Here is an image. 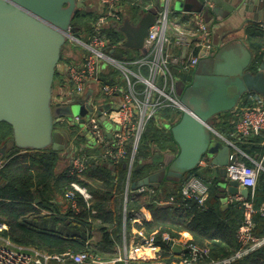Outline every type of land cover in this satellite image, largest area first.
Listing matches in <instances>:
<instances>
[{
	"label": "water",
	"instance_id": "1",
	"mask_svg": "<svg viewBox=\"0 0 264 264\" xmlns=\"http://www.w3.org/2000/svg\"><path fill=\"white\" fill-rule=\"evenodd\" d=\"M149 1L136 20L127 18L120 26L126 35L125 47L146 51L145 40L159 11L168 10L179 17L196 9L206 12L214 52L202 54L188 84L181 81L176 85L184 109L180 119L167 127L176 150L156 151L147 160L153 171L133 182L132 188L179 180L204 157L219 167L225 178V167L238 161L239 155L230 145L212 138L213 120L235 111L249 93L264 95V56L258 62L238 34L249 32L253 24L264 20V0ZM81 9L92 10L86 0H0V123L12 128L11 137L0 147L6 157L21 150L49 147L73 153L74 145L56 125L64 118L71 119L77 108L82 112L81 105L55 102L54 82L64 46L77 36L72 20ZM235 23L239 26L232 27ZM113 54L124 56L118 51ZM109 109L110 104L104 106V110ZM100 120H106L102 113ZM220 188L223 197L228 193L250 198V189L237 180L224 179ZM166 244L176 254L185 250L174 240Z\"/></svg>",
	"mask_w": 264,
	"mask_h": 264
},
{
	"label": "built area",
	"instance_id": "2",
	"mask_svg": "<svg viewBox=\"0 0 264 264\" xmlns=\"http://www.w3.org/2000/svg\"><path fill=\"white\" fill-rule=\"evenodd\" d=\"M143 0L126 2L124 0H86L90 9L96 12L93 34L72 39L79 43L82 53L79 62L65 67L70 85L61 86L55 102H77L86 106L89 119L75 115V123L84 124L87 128L81 132L88 140L91 133L96 143L95 148L104 158L115 162L128 158V182L123 193L125 203L123 210L124 225H136V237L131 249L128 248L126 260H134L137 264H144L147 259L157 257L158 248L155 234H146L144 224L149 221L150 215L144 209H127V202L132 194L143 195L152 193L148 186L132 188L130 182L131 172L135 162L142 135L147 125L165 108H177L183 112L180 99L177 98L176 85L193 75L198 67L201 56L196 52L200 50L204 55L214 52L213 30L206 23L200 13L195 16V31L181 28L172 23L168 10L159 11L156 22L150 27L148 37L145 40V52L141 51L140 57L131 56L133 49L126 53L125 41H114L108 36L110 28L120 29L130 9ZM147 7V6H146ZM145 7V8H146ZM136 20L135 17L132 18ZM125 49V50H124ZM123 52V58L114 56L113 52ZM133 53V54H132ZM112 69L116 70L115 82H104L102 76H108L111 81ZM91 92V93H90ZM110 104L109 110L104 106ZM91 107L89 110L88 107ZM109 119L115 129L108 130L105 122L100 120V114ZM163 121L166 130L177 120L157 118ZM82 120H84L82 122ZM233 136L251 138L260 136L264 132V96L259 97L258 103L253 107H245L237 112ZM214 134L221 137L228 145L235 148L237 153L253 161L254 166L247 165L238 160L229 163L226 168V180H237L250 189V197L254 196L260 171H264L261 162L252 160L236 144V142L223 137L213 126ZM86 147L89 144H81L77 153L72 156L68 176L71 178L64 193L65 200L70 202V207L75 213L80 212V206L76 199L79 193L87 206L92 203L93 196L88 188L81 183L87 180V159L95 158L86 155ZM91 148V147H90ZM209 159L204 157L202 166L209 164ZM183 200H194L201 207H206L209 197V186L198 177L190 178L182 187ZM226 204L239 205L244 210V218L238 227L237 238L241 248L233 255L222 259H209L210 249L191 242H182L172 238L168 233H163L165 243L174 240L185 245L179 264H233L251 252L264 249V236L255 235L256 221L254 215L258 212L264 215V207L256 209L253 203L240 194H226ZM158 204L169 206L175 204V198L160 199ZM182 204L179 203L178 206ZM7 228L0 221V264H48L52 260L61 263L73 264L100 262L98 254L90 251L74 252L67 250L60 254H51L32 245L15 243L9 237L2 234Z\"/></svg>",
	"mask_w": 264,
	"mask_h": 264
},
{
	"label": "trees",
	"instance_id": "3",
	"mask_svg": "<svg viewBox=\"0 0 264 264\" xmlns=\"http://www.w3.org/2000/svg\"><path fill=\"white\" fill-rule=\"evenodd\" d=\"M126 2H136V0H124ZM150 4L149 0H143L140 4L133 6L137 11L136 18L139 17L143 8ZM97 14L93 10H79L73 20L72 26L77 29V36H87L93 34L94 22ZM135 19V18H134ZM108 36L114 41H122L126 38L121 29L110 28ZM66 46V44H65ZM64 46V49H65ZM249 46L256 51V60L261 62L264 56V33H252L249 36ZM126 49V50H125ZM126 53L129 48L125 47ZM134 50L132 57H140L141 51ZM64 52V50H63ZM63 52L60 62H63ZM64 65L58 66L54 91L57 87L70 85L64 73L65 67L76 64L72 59H64ZM114 78L108 80V76L103 75L102 81L115 82L119 73L112 69ZM190 81V77L186 78ZM55 94V93H54ZM57 95V94H56ZM257 93L247 94L241 101L239 107L233 112L219 114L213 120V127L220 133L231 135L234 132L236 114L245 107H253L258 103ZM183 112L177 108H165L160 111V116H156L144 131L138 150L135 156L134 166L130 176L131 184L138 182L150 174L154 166L147 162L156 151H175L170 131L163 127L161 121L157 118L169 119L171 121L179 120ZM62 119L56 125L67 137L68 143L74 145L73 154L77 153L78 147L86 139V136L77 129H73V122L66 126ZM12 128L6 123H0V147L11 137ZM212 138L221 140L220 137L212 133ZM258 137L239 138L234 137V141L239 148L253 158L259 157L256 153L264 155V147L253 146ZM222 141V140H221ZM176 145V144H175ZM253 146V148H252ZM63 150H54L52 147L34 151L31 156L25 157V154H15L10 157H2L0 167V221L4 222L8 229L2 234L9 237L15 243L32 245L45 250L51 254H60L67 250L74 252L90 251L97 254L98 249L105 252H111L113 247V236L118 237L123 226V209L125 206L123 193L128 182V158L120 161H113L104 158L99 150L86 148V155L95 158L87 159V180L81 181L91 192L93 199L90 206L84 202L83 197L76 193V199L80 206V212L75 213L70 202L65 200L64 193L70 181L68 171L70 165L65 169L59 170L62 161L61 152ZM72 154V156H73ZM4 156V155H3ZM256 156V157H255ZM240 160L249 166L254 163L240 154ZM143 164V166H140ZM192 177H198L209 186V197L206 207H201L194 200H183L181 190L184 184ZM226 180L220 171L210 174L208 168L199 165L197 168L187 172L181 179L174 181H163L158 187L150 185L152 193L143 195L133 193L127 202V209L147 208L150 210L154 219L146 222L144 226L151 224L152 230L158 228L156 239L161 246V258L169 264L168 259L171 250L163 241V233H168L172 238L179 239L182 233L188 232L192 236L189 242L210 249L209 259H222L233 255L241 248L237 238V230L244 218V210L239 205L224 204V191L220 188L222 180ZM175 198V204L162 206L158 204L160 199ZM64 198V202H62ZM249 200L256 209L264 207V171H260L258 184L253 197ZM61 201V203H60ZM181 203V206H178ZM178 206V207H177ZM65 210H61V209ZM48 211V214H42V211ZM65 211V212H62ZM66 219L62 220L61 217ZM41 218L42 221L53 220L55 223H63L64 230L48 229L36 225V221ZM99 219L105 223H111L113 229L101 228L103 237L101 246L89 243L94 230V221ZM256 221L255 235L264 236V215L257 213L254 215ZM130 224L127 225L129 227ZM143 226V227H144ZM130 228V227H129ZM176 264H179L180 257L174 258ZM233 264H264V249H258L250 254L237 259Z\"/></svg>",
	"mask_w": 264,
	"mask_h": 264
},
{
	"label": "crops",
	"instance_id": "4",
	"mask_svg": "<svg viewBox=\"0 0 264 264\" xmlns=\"http://www.w3.org/2000/svg\"><path fill=\"white\" fill-rule=\"evenodd\" d=\"M197 13H200V16L202 17V19L206 23H208V18L206 16V12L204 10L203 11H198L196 9H192L188 13H185L183 15H180L179 17H175V16L170 15V19H171L172 23L174 22V23L178 24L181 28H185L186 30L195 31V28H196V26H195V18L196 17L195 16L197 15ZM252 15H254V12L252 13ZM228 26H230V24H228ZM231 26L232 27L233 26H239V24L238 23H235L233 25L231 24ZM252 33H255V34H262V33H264V20L257 21V23L253 24L249 32H246V33L239 32L238 33L241 36V39L243 40V42H245L250 49H251V47L249 46V36ZM196 52L200 56H202V54H204V53H201L200 50H196ZM253 52L256 55V51H253ZM64 73H65V71H64ZM62 76L66 77V79L68 80V75L67 76L66 75H62ZM262 96H264V95H259L258 97H262ZM221 135L223 137L229 139V140L234 141L233 133H231L230 136L229 135H226V134L225 135L224 134H221ZM257 137H258L259 140L253 146L264 147V132L260 136H257ZM239 138H241V137H239ZM221 140H222L223 143L227 144L226 141H224L223 139H221ZM237 146L239 147L238 144H237ZM253 146H252V148H253ZM231 148H232V151L234 153H237V151H236L235 148H233V147H231ZM34 151L35 150H30V149L29 150H21L18 154H25V157H27V156L29 157V156L32 155V153ZM245 154L247 156H249L247 153H245ZM238 155H239V159L238 160H240V154L238 153ZM256 155L259 156V157H256V156L255 157L256 158H259V159H256L255 160V158H253L252 156H249V157L252 160H254V161H258V162H261L262 161V164L264 166V155H260L259 153H256ZM0 157H1V154H0ZM64 158H65V156L64 157L62 156V161H64ZM1 163H2V161H1V158H0V165H1ZM202 167L203 168H208V171L210 172V174H214L216 171H219L220 170L219 167L212 166V165H210V163L207 164V165H205V166H202ZM62 202H64V200H62ZM60 203H61V201H60ZM224 204H226L225 201H224ZM65 209L62 208L61 210H65ZM141 209L147 210L149 212L150 219H149L148 222H151L152 223V221L154 219V216L152 215V213L150 212V210H148L147 208H141ZM62 212H65V211H62ZM48 213L49 212L46 211V210L42 211V214H48ZM62 217H65V216H62ZM62 217H61V219H62ZM62 220H64V219H62ZM94 222H95L94 223V230L91 232L92 233V237L89 239V243H91V242L94 243V244L97 243L99 247H102L101 246V240H102V237H103V230H101V228L106 227V228H109V230H112L113 229L112 228L113 225L111 223L102 222L99 219H95ZM35 223H36V225H40V226L46 227L48 229H55L57 231L58 230H61V231L64 230V224L63 223H61V222L55 223L51 219L50 220L42 221L41 218H40ZM129 227H127V225H124V222H123L122 231L120 232V234L118 233V237L115 236V235L113 236V244H112L113 249H112L111 252H105V251H103V249H98L97 254L101 258V261L100 262H95V263H90L89 262V263H83V264H137V262L134 261V260H131V259L130 260H126L125 259L126 258V254H127V250H128V248L131 249V247L134 244V239L136 237V232H135V228H134V227H136V225L133 226V225L130 224ZM150 227H151V224L144 226V230H145L146 234H152L153 233V234L156 235L158 233V228H155V229L152 230V228H150ZM6 229H8V227ZM179 239L182 242H188L189 240L192 239V236L190 235V233L184 232V233H182V237L179 238ZM183 252L184 251H182L180 254H176V253H174L171 250L168 259H171L172 262H170L169 264H176V262L174 260V258H176V257H180V260H181V257H182V253ZM161 253H162V250L160 249L159 252L157 253V257H155V258L154 257H151L150 259H147V261L144 264H167L166 260H164V259L161 258V256H162ZM48 264H73V263H71V262L61 263V262H58L56 260H52Z\"/></svg>",
	"mask_w": 264,
	"mask_h": 264
},
{
	"label": "rangeland",
	"instance_id": "5",
	"mask_svg": "<svg viewBox=\"0 0 264 264\" xmlns=\"http://www.w3.org/2000/svg\"><path fill=\"white\" fill-rule=\"evenodd\" d=\"M135 16H137V11L134 9V8H131L130 11L128 12L127 16L125 17V19H131V18H135ZM125 21V20H124ZM84 35H82L83 37ZM82 53V49L79 45L78 42L74 41L72 38H70L68 40V42L66 43V46H65V49H64V52H63V62H64V59H72L73 62H78L79 60V56L81 55ZM62 61L60 62V66H63L64 63ZM200 63V61H199ZM199 65V64H198ZM181 82V81H180ZM59 91V89L56 87L55 88V94H57ZM54 94V95H55ZM176 94H177V98L180 99L181 97V94H180V87L178 88V90H176ZM81 110L82 112L77 108L76 111H75V115H79L81 118H84V119H89V113L88 110L86 109L87 107L84 106V105H81ZM75 115L71 118V119H65L64 121L66 122V126H69L71 125L70 122H73L74 124L72 125L73 126V129H77L80 133L82 132H85L87 130L86 126L84 124H81V123H75ZM105 124H106V128L108 130H113L115 129V125L109 120V119H106L105 120ZM168 132H169V128L167 129ZM88 140L87 139H81V140H78L77 143L82 142V144H89V146L92 148V149H95V148H98V144L96 143L95 141V138L94 136L89 133L88 134ZM173 145V148L176 149L177 146L172 143ZM87 148V147H86ZM67 151V150H66ZM72 154H68L66 152H61V156H65L64 158V161H62L60 163V167H59V170H63L65 169L68 165H70V162H71V159H72ZM4 155V156H3ZM6 154H2V157L5 158ZM1 158V157H0ZM2 161V160H1ZM64 200V199H63ZM227 198L224 197V201H226ZM65 201V200H64Z\"/></svg>",
	"mask_w": 264,
	"mask_h": 264
}]
</instances>
